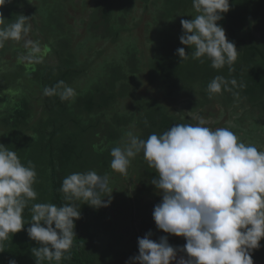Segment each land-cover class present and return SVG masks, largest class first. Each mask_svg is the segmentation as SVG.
<instances>
[{
    "label": "trees",
    "instance_id": "obj_1",
    "mask_svg": "<svg viewBox=\"0 0 264 264\" xmlns=\"http://www.w3.org/2000/svg\"><path fill=\"white\" fill-rule=\"evenodd\" d=\"M34 1L31 4L29 0H11L0 8L4 18L10 19L9 24L17 19L16 15H29L35 22L37 16L44 39L34 34V41H39L42 50L47 48L57 56L55 63H52L54 59L47 61L43 57L39 62L27 59L29 64L18 56L0 73V144L16 151L25 165L31 161L37 172L33 185L36 200L29 201L23 212L26 225L4 241L0 264H9L10 260H15L16 264H36L32 249L39 245L26 231L30 226L27 224L32 222V204L60 206L66 202L80 206L81 218L74 221L73 246L65 254L67 258L59 262L43 260L40 264H104L106 260L95 257L96 251L102 248L114 251L119 246L111 242L112 238L108 245L102 244L95 231H101L99 217H110L106 211L115 205L114 198L118 199V204L127 201L126 191L118 183L119 177L110 168L111 148L126 139V132L132 131L141 139H147L152 133L162 134L173 124H196L197 117L216 116L213 104H217L218 109H230L232 116L238 114L232 118L234 125L227 128L254 140H264V132L262 137L254 131L255 121L258 126L264 123V0H229L230 10L218 24L225 29L228 40L235 43L239 55L231 68L226 65L219 70L212 68L206 58L203 63L193 59L194 47L180 43L181 19L191 20L196 15L192 0H173L171 4V0H152L157 2L154 6L150 0H89L90 3L80 0L74 10L88 12V18L83 19L91 44L78 43L77 50L73 45L74 30L72 32V26L66 21L70 0ZM137 1H141V8L146 10L156 7L155 16L142 29L151 54L145 58L133 43H125L118 51L107 54V50L123 39L125 32L139 26L135 22L131 27L127 19L136 9ZM75 3L72 2V7ZM157 6H161L160 10ZM161 10L164 14L159 19ZM51 36L57 40L55 43H51ZM101 40L108 42L107 47L95 49V41ZM83 46L86 57L81 59L79 53L82 54ZM181 47L189 54L186 60L176 54ZM10 48L13 47L5 43L0 49V58ZM12 52L16 53L17 48ZM93 53H97L95 58L100 66H93L95 58L90 56ZM217 75L228 82L227 90L210 94L207 85ZM19 78L27 81L23 86L25 90L13 98L9 93L4 96L8 86L12 87ZM233 80L235 84L231 83ZM61 81L63 84L59 83ZM145 84H154L166 98L187 95L181 98V110L167 107L157 95L151 94L152 90L144 89ZM64 86L74 89V98L61 100ZM52 87L56 88V94L45 95L44 89ZM243 142L249 144L247 140ZM89 170L110 177L109 186L113 191L108 207L97 209L83 200L79 203L64 200V193L60 191L63 178L73 172ZM127 175H131L132 201L137 212L146 210L147 204L154 207L161 201V193L151 183L158 174L149 167L142 152L132 159ZM150 213L143 215L141 225L152 220ZM260 250L259 258L254 254ZM252 253L253 259H264L262 247Z\"/></svg>",
    "mask_w": 264,
    "mask_h": 264
},
{
    "label": "clouds",
    "instance_id": "obj_2",
    "mask_svg": "<svg viewBox=\"0 0 264 264\" xmlns=\"http://www.w3.org/2000/svg\"><path fill=\"white\" fill-rule=\"evenodd\" d=\"M10 2L0 0V8ZM192 7L196 15L180 21V43L194 47L192 58L201 63L206 58L214 69L226 65L231 68L239 51L218 24L230 10L229 0H192ZM16 16L14 22L6 24L0 13V49L9 40L23 41L27 49L23 59L39 62L43 51L39 41L29 38L30 17ZM176 54L181 60L189 56L183 47ZM227 83L217 75L207 90L221 94L227 90ZM44 94L55 95L56 88H45ZM74 96V89L64 86L61 100ZM196 119V124H173L147 139L128 131L126 139L111 148L110 168L121 175H127L132 159L143 153L144 160L158 174L151 183L162 195L152 212L155 226L186 241L183 247H174L168 236L153 240L149 231L137 238L138 255L125 264H254L251 254L264 239V150L243 142L229 128L207 127L203 117ZM36 177L31 161L25 165L16 151L0 144V249L26 225L23 212L29 201L36 200ZM109 180L108 175L94 170L73 172L63 178L60 191L65 201L83 200L97 209L108 207L113 191ZM79 208L68 202L60 206L32 204V222L26 231L39 245L32 249L36 264L67 258L65 254L76 238L74 221L81 218ZM178 253L185 255L178 258ZM9 264L16 261L10 260Z\"/></svg>",
    "mask_w": 264,
    "mask_h": 264
},
{
    "label": "rangeland",
    "instance_id": "obj_3",
    "mask_svg": "<svg viewBox=\"0 0 264 264\" xmlns=\"http://www.w3.org/2000/svg\"><path fill=\"white\" fill-rule=\"evenodd\" d=\"M73 1L76 2L74 7H72V2ZM79 1L80 0H70L71 5L68 8V15H67V18H66V21L69 23V25L72 26V32L74 30V32L72 33V38H73V45H74V49L75 50H77L76 46H77L78 43L84 42L85 45H90L91 44V42L89 41L91 39L88 38L89 35L86 32V30H85V21H84V19L86 20V18H88V12L86 11L85 13H82V12L74 10V9H76V5H78L80 3ZM86 1L88 3H90L89 0H86ZM151 2H152V0H150V4H151ZM172 2H173V0H171L170 4ZM29 3H31V4L35 3V1L34 0H29ZM141 3H142L141 1H137L136 9L133 10L130 13V15L127 17V19L129 20V24H131V27H134L133 23H135V22L138 23L139 26L136 27V28L134 27V29L129 31L128 33L125 32L123 34V37H122L123 39L121 41L117 42L116 44H114L112 46V48L107 50L106 51L107 54H110L111 52L118 51L123 45H125V43H131V44L133 43L134 47L138 48V51L141 50L140 54L142 56H144L145 58L151 54V52L149 51L150 44H148V41L146 40L144 31L142 29L144 28V24L149 22V21L151 22V19L153 18V16H155L154 15V10H155L156 7L154 9L152 8L151 11L150 10H146L145 8H141ZM155 4H157L156 1L152 2V6H154ZM82 6L83 5L81 4V8H82ZM157 7H159V10H160L161 6H157ZM26 11L29 12L30 10H28V8H26ZM42 11H43V7H42ZM163 11L164 10H161L159 12V14H158V18L159 19H162L161 15L164 14ZM25 16L29 17V15H25ZM170 17H172V16H170ZM35 18H36L37 22H35L33 19H31L29 21L30 24H31V32L29 33V38L32 39V40H36V36H37V37H40V38L44 39V33L40 29L41 22L38 21V17L37 16ZM6 20L8 22L10 19H6ZM8 24H9V22H8ZM178 25L179 24L177 23L175 26L177 27ZM34 34H36V36H34ZM155 35H157V34L155 33ZM51 37H52L51 43L52 42L55 43L57 40L53 36H51ZM6 43L8 45L10 44L13 48H17V52L13 53L12 52L13 48H10V50H8V52H6L4 55H2V57L0 58V73H2L3 69L9 67L11 62L15 61L16 57L19 56V57L23 58V57H25L27 55V49H25L23 41L16 42V41L9 40ZM107 45H108L107 41L104 42V41L101 40V41H98V42L95 41L93 46L95 47V49L98 47V50H101L104 47L106 48ZM84 50H85V47L83 46L82 47V54L80 55L81 52L79 53V56H80L81 59H83V57H86L84 55ZM42 51H43V57L46 58L47 61H50V60L54 59L52 61V63L57 62V60L55 59V58H57V56L51 50H47V48H45ZM96 55H97V53L90 54V56H92L93 58H95ZM24 61L27 62L28 64L30 63V62H28L27 59H24ZM98 62L99 61H97V57H96L93 60V66L94 65L100 66ZM23 81H25V78L16 79V82H15V84L12 87L8 86L7 92L4 93V96L7 95V93H9L10 94V98H13L14 96L20 94L21 91L25 90V87H23V86L28 84L27 81L26 82H23ZM145 85L146 86H144V89L152 90L153 93H151V94L157 95L159 97V99L163 103H165V105L167 107H169L172 110L177 109V111H180L181 110V108H180L181 98H187V95H185V94H184V97H181V98H179V95H177V96H175L173 98H166V97H164L162 91H158L156 89L154 84H152V85L145 84ZM213 105L215 106V107H213V110H214V114H216V116L211 117V116L208 115V117H203L207 121V124L205 126L211 127V128H219V127H226L227 128V126L231 127L232 125H234V121H232V120L235 119L238 114L237 115L234 114L232 116L231 113H230V109L225 111V109H223V110H221L220 108L218 109L217 104H213ZM254 124L257 125V126L254 127V129H255L254 131L257 132L255 134H258V136L262 135V137H263L264 123H261L260 126H258V122L255 121ZM236 125H237V122H236ZM247 130H250V129L247 128ZM233 132H235V131L233 130ZM236 134L238 135V137L242 141L247 140L249 142V144H251V145L254 144V146H257L260 150H264V140L263 141L261 140L262 141V143H261L259 138L254 140L252 137L249 138V136H246V134L245 135L242 134V133H236ZM263 139H264V137H263ZM114 174L119 177L118 183H121L122 186L124 187V190L126 191L127 201L125 200L124 204L123 203L118 204L119 202H116V201H118V199L114 198L115 205L111 206V207H108L107 211H106L107 213H110V217L106 218V216H101V217H99L97 219L99 222L101 221L100 223H102L101 224L102 226L100 227L101 231H95V233H97L99 235L100 242L102 244H104V245H108L109 241L111 240V237L113 239L112 243H117V240H122L123 234H122V231H120L119 229H125V227L124 228L120 227V226L123 225V223L121 222L119 217H121L123 215L128 216V218L131 221L130 226H132L133 229H134L133 221H135L136 223H137V221H139V219H136V218H138L137 213L139 215H146V214H149L152 211V209H154V207H152L151 204H147L148 208H146V210L138 209V212H137V209L134 207V203L132 201V198H133L132 196H133L134 191H133V188L130 185V182H131V180H130L131 178L130 177H131V175L129 177L128 175L127 176L126 175H121V174H118V173H115V172H114ZM114 174H112V176H114ZM77 202L79 203V200ZM85 207L86 206L83 205V209ZM150 215H152V212L150 213ZM94 222H95V220H94ZM95 224H99V223H95ZM136 225H138V224H136ZM115 232H117V234H115ZM151 232L153 233L154 231L152 230ZM91 235H93V232H91ZM260 244H261V247L264 249V240L263 239L260 241ZM120 251H122L121 248H120ZM96 252L97 253H95V257L97 259L106 260L104 262V264L106 262H108L107 260H109L110 258L113 257L112 254L114 253L113 249H111V248L106 249V250L103 249V248L102 249H98ZM260 253H262L261 250L257 251L254 255H257L260 258ZM263 261H264V259H263Z\"/></svg>",
    "mask_w": 264,
    "mask_h": 264
},
{
    "label": "flooded vegetation",
    "instance_id": "obj_4",
    "mask_svg": "<svg viewBox=\"0 0 264 264\" xmlns=\"http://www.w3.org/2000/svg\"><path fill=\"white\" fill-rule=\"evenodd\" d=\"M132 182H130V185L132 187ZM133 197V196H132ZM152 217V216H151ZM143 215H139L138 218L139 221L137 223L133 221L134 229L132 226H130V219L128 216H121L119 219L123 223L122 228L125 227V229H119L122 231L123 237L122 240H117V243H113L116 246L114 253L112 254V258L107 260L105 264H125L126 261H129L131 257H134L138 255V243L137 238H142L147 232L154 231L152 234L153 240H158L161 236H168V242L170 245L174 247H183V245L186 243L184 238L182 237H176L174 235H168L166 233H163L162 230H158L155 226V222L152 218V220H147L145 225H141ZM138 224V225H136ZM117 234V232H115ZM112 238V237H111ZM113 242V239L111 240ZM120 248L122 251H120ZM182 254V253H178ZM253 259V258H252ZM254 264L261 263L264 264L263 260L253 259Z\"/></svg>",
    "mask_w": 264,
    "mask_h": 264
},
{
    "label": "water",
    "instance_id": "obj_5",
    "mask_svg": "<svg viewBox=\"0 0 264 264\" xmlns=\"http://www.w3.org/2000/svg\"><path fill=\"white\" fill-rule=\"evenodd\" d=\"M182 255H185V254L184 253L178 254V258H179V256H182ZM173 264H175V262H173ZM257 264H261V263H257Z\"/></svg>",
    "mask_w": 264,
    "mask_h": 264
}]
</instances>
